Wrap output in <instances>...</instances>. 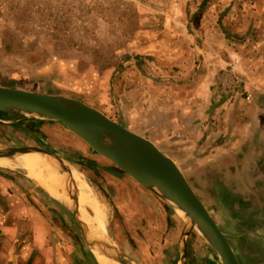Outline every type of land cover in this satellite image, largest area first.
I'll return each mask as SVG.
<instances>
[{
	"label": "rangeland",
	"instance_id": "obj_1",
	"mask_svg": "<svg viewBox=\"0 0 264 264\" xmlns=\"http://www.w3.org/2000/svg\"><path fill=\"white\" fill-rule=\"evenodd\" d=\"M0 86L72 98L153 140L227 236L264 210V0H0ZM30 147L107 210L98 245L74 185L68 203L0 167L51 217L61 264H222L194 229L180 247L184 218L66 125L0 112V149Z\"/></svg>",
	"mask_w": 264,
	"mask_h": 264
},
{
	"label": "water",
	"instance_id": "obj_2",
	"mask_svg": "<svg viewBox=\"0 0 264 264\" xmlns=\"http://www.w3.org/2000/svg\"><path fill=\"white\" fill-rule=\"evenodd\" d=\"M0 112L35 115L63 123L139 184L164 200L168 197L184 213L187 219L180 247L184 245L190 229H194L220 256L222 264H238L228 242L229 236L218 228L173 160L149 139L129 131L98 110L62 95L0 86ZM31 152L59 158L35 147L2 148L0 158Z\"/></svg>",
	"mask_w": 264,
	"mask_h": 264
},
{
	"label": "crops",
	"instance_id": "obj_3",
	"mask_svg": "<svg viewBox=\"0 0 264 264\" xmlns=\"http://www.w3.org/2000/svg\"><path fill=\"white\" fill-rule=\"evenodd\" d=\"M27 193L21 183L0 174V264H61L60 251L47 245L51 237V229L47 228L51 217L40 213ZM262 202L264 205V198ZM253 217L256 221L250 230L231 228L228 235L238 264H264V210L254 212ZM239 224L242 222L238 219ZM239 232L240 235H235Z\"/></svg>",
	"mask_w": 264,
	"mask_h": 264
},
{
	"label": "bare ground",
	"instance_id": "obj_4",
	"mask_svg": "<svg viewBox=\"0 0 264 264\" xmlns=\"http://www.w3.org/2000/svg\"><path fill=\"white\" fill-rule=\"evenodd\" d=\"M0 167L21 170L28 177L39 184V186L43 187L51 196L58 198L60 201L68 199L67 196L65 199V191L68 193L70 191L71 193V189L73 187L72 185H74V193L76 195L69 194L71 199L75 197V199L71 201H75L77 198L79 215L82 222L84 221L83 223L85 226H88L86 227L88 229V235L91 236V239H105L104 225L107 214L105 205L94 197V195L90 192L87 183L75 175L65 162L59 158L44 153L31 152L23 155L12 156L11 158H0ZM165 200L175 211H177L179 216H182L184 220L187 219L184 213L179 210L168 197H166ZM66 202L69 203L70 201L66 200ZM82 205L91 209V217H87V215L85 216ZM96 240L94 241L98 244ZM96 246L97 245H95V247Z\"/></svg>",
	"mask_w": 264,
	"mask_h": 264
}]
</instances>
